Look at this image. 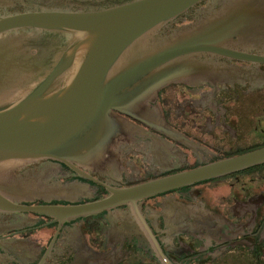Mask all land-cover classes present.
<instances>
[{
    "label": "flooded vegetation",
    "instance_id": "obj_1",
    "mask_svg": "<svg viewBox=\"0 0 264 264\" xmlns=\"http://www.w3.org/2000/svg\"><path fill=\"white\" fill-rule=\"evenodd\" d=\"M122 1L0 0V18ZM224 14L229 46L263 61L213 56L210 78L172 81L137 108L112 110L105 147L93 159L41 158L9 169L2 192L21 207L0 208V264H220L240 254L260 264L264 162L83 214L32 209L106 200L113 190L264 146V0H201L159 35ZM6 34L21 37L29 57L39 53L36 41L47 42L40 53L48 60L67 39L34 27Z\"/></svg>",
    "mask_w": 264,
    "mask_h": 264
},
{
    "label": "water",
    "instance_id": "obj_2",
    "mask_svg": "<svg viewBox=\"0 0 264 264\" xmlns=\"http://www.w3.org/2000/svg\"><path fill=\"white\" fill-rule=\"evenodd\" d=\"M199 1L127 0L102 8L40 9L0 18V208L21 207L2 192L3 176L16 164L93 159L105 147L112 110L137 108L172 81L210 78L213 56L263 61L229 46L233 29L225 14L172 36L159 35ZM22 27L67 39L52 59L40 53L50 48L47 42L36 41L38 55L25 56L21 37L6 34ZM263 162L264 146L113 190L106 200L32 209L83 214L114 200L148 196Z\"/></svg>",
    "mask_w": 264,
    "mask_h": 264
},
{
    "label": "rangeland",
    "instance_id": "obj_3",
    "mask_svg": "<svg viewBox=\"0 0 264 264\" xmlns=\"http://www.w3.org/2000/svg\"><path fill=\"white\" fill-rule=\"evenodd\" d=\"M220 264H257V263L254 257L243 256L242 254H240V255H235V257H233L232 259L226 258L220 261ZM260 264H264V258L261 259Z\"/></svg>",
    "mask_w": 264,
    "mask_h": 264
}]
</instances>
